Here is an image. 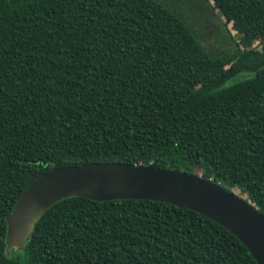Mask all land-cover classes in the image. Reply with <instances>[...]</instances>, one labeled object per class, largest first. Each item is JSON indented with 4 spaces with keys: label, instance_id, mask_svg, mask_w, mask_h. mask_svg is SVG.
I'll return each mask as SVG.
<instances>
[{
    "label": "trees",
    "instance_id": "trees-1",
    "mask_svg": "<svg viewBox=\"0 0 264 264\" xmlns=\"http://www.w3.org/2000/svg\"><path fill=\"white\" fill-rule=\"evenodd\" d=\"M203 1L233 53L157 0H0V264H255L205 216L134 199L63 198L6 250L17 196L52 166L200 172L264 216V0Z\"/></svg>",
    "mask_w": 264,
    "mask_h": 264
},
{
    "label": "water",
    "instance_id": "water-1",
    "mask_svg": "<svg viewBox=\"0 0 264 264\" xmlns=\"http://www.w3.org/2000/svg\"><path fill=\"white\" fill-rule=\"evenodd\" d=\"M68 197L149 200L197 212L233 235L264 264V216L244 197L196 174L121 163L52 166L31 180L6 218V250L20 249L40 215Z\"/></svg>",
    "mask_w": 264,
    "mask_h": 264
},
{
    "label": "rangeland",
    "instance_id": "rangeland-1",
    "mask_svg": "<svg viewBox=\"0 0 264 264\" xmlns=\"http://www.w3.org/2000/svg\"><path fill=\"white\" fill-rule=\"evenodd\" d=\"M177 14L200 45L210 55L233 53L238 37L230 28L224 26V19L212 7L211 2L203 0H157ZM196 172V171H195ZM200 176V172L198 174ZM234 192H236L234 190ZM13 255L20 258L21 250H14Z\"/></svg>",
    "mask_w": 264,
    "mask_h": 264
}]
</instances>
